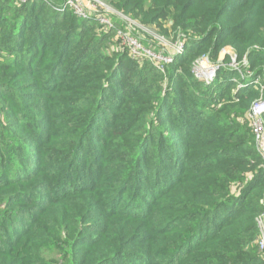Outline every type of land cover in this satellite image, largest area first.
Returning <instances> with one entry per match:
<instances>
[{"label": "trees", "instance_id": "1", "mask_svg": "<svg viewBox=\"0 0 264 264\" xmlns=\"http://www.w3.org/2000/svg\"><path fill=\"white\" fill-rule=\"evenodd\" d=\"M110 2L182 53L160 69L111 12L0 0V264H264V0ZM223 48L242 68L198 76Z\"/></svg>", "mask_w": 264, "mask_h": 264}, {"label": "built area", "instance_id": "2", "mask_svg": "<svg viewBox=\"0 0 264 264\" xmlns=\"http://www.w3.org/2000/svg\"><path fill=\"white\" fill-rule=\"evenodd\" d=\"M89 1H86L88 4H84L83 0H64L63 6L71 9L75 14L82 16V17H87L88 14L96 15L101 24L111 27L113 25L111 22V19L107 15H101L100 13V10H103L105 12H110L107 10L109 8L105 6L104 4H102L100 0H99L100 2L98 0H89ZM143 27L144 26H141L140 28L142 29ZM147 31L150 32V30H147ZM117 34L120 35L122 39V43L128 47L130 54L134 58L142 59V58L147 57V58H151L153 60L159 61L160 69L163 68L162 63L172 61L174 56L181 54L183 51V43L180 41V39L177 40L174 46H169L168 44H166L168 43V40L166 38L155 33L154 37L156 41V46L157 47L160 46L161 49L152 50L151 48L153 47L149 46L143 41L142 38H144V36H140V35H143L142 33L138 32V33L132 34L133 36L138 38L137 41L128 39L127 35H131L129 28H126V32H122L121 30H118ZM144 45H147L153 52L150 50L145 51ZM166 49L173 50V53H169V52L164 53L167 51ZM200 60L204 61L205 59H200ZM200 60H198L195 66V71L198 76L204 77L202 73V68H201L203 65L199 64ZM211 72L212 73L210 75H207L206 77H204L206 81L211 80L212 77L214 76L215 72L213 73V70ZM263 112H264V96L262 98L255 100L251 104L250 110L248 113L251 129L255 137L256 149L261 155V158L264 163V123L262 119ZM261 204L263 207L262 211L256 217V224H257L258 231H259V235L257 238V245H258L259 251L264 252V198L261 200Z\"/></svg>", "mask_w": 264, "mask_h": 264}, {"label": "rangeland", "instance_id": "3", "mask_svg": "<svg viewBox=\"0 0 264 264\" xmlns=\"http://www.w3.org/2000/svg\"><path fill=\"white\" fill-rule=\"evenodd\" d=\"M84 4H88L86 1L89 0H83ZM99 1V0H98ZM102 4H104L105 6H107L109 9H107L108 11H110L112 13V16L114 18H117L121 24V26H124L126 28H129L131 35H127L128 39H132V40H136L138 38H136L135 36H133L132 34L137 33V28L136 27H141L144 26L142 29L144 31L150 30V32H157L160 35H162L164 38H166L168 40V44L169 46H174V44L177 42V40H179L181 31H174L172 28H170L169 23L165 22L164 19H158L157 21L153 22L152 24H148V23H143L141 21L139 22H135L133 20V18L131 19L128 15H125L123 13H120L119 10H117L116 8L112 7L110 0H100ZM99 1V2H100ZM90 2V1H89ZM90 6V5H88ZM146 8V5L144 6ZM119 11V12H118ZM138 24H141V26H138ZM143 36V35H140ZM127 39V38H126ZM155 46H156V41H155ZM144 49L145 51L147 50H159L161 49L160 46H156V48H149L147 45H144ZM153 52V51H152ZM234 51L230 48H223L219 51L217 59L213 60L212 58L210 59V57H207V54H204L202 56H200L198 58L199 59H205L204 61H199V64H202L203 66L202 68V73L204 75V77H206L207 75H210L213 70V73H216V70L218 68V65H225L226 63L224 62L225 60V56L228 54L230 56V61L227 62L228 65H232L235 68H242V63L237 62L235 55H234ZM160 54V53H159ZM207 59V61H206ZM244 63H247L246 61H244ZM215 69V71H214Z\"/></svg>", "mask_w": 264, "mask_h": 264}]
</instances>
